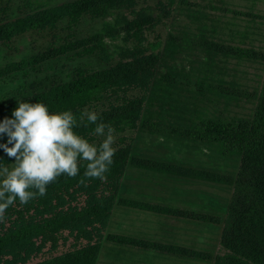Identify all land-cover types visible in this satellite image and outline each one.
Returning <instances> with one entry per match:
<instances>
[{
    "label": "rangeland",
    "instance_id": "obj_1",
    "mask_svg": "<svg viewBox=\"0 0 264 264\" xmlns=\"http://www.w3.org/2000/svg\"><path fill=\"white\" fill-rule=\"evenodd\" d=\"M72 1L0 0V67L27 62L0 78V106L66 82L78 68L118 72L124 83L105 89L83 109L98 114L129 100L140 103L135 125L114 130L113 147L126 149L129 158L147 166L127 163L116 199L211 215L218 222L114 204L103 237L134 236L207 257L117 246L103 238L95 264H224L229 252L220 237L242 154L185 134L203 118L253 120L263 90L264 58L243 56L238 49L264 54V0H132L107 6L100 16L86 14L73 29L66 19L23 32L10 29L19 18ZM135 19L142 23L138 37L129 24ZM82 136L97 143L102 139L93 133ZM101 189L112 192L108 183ZM75 192L64 199L81 207L87 196ZM10 220L4 212L0 231ZM82 244L68 231L38 238L24 264Z\"/></svg>",
    "mask_w": 264,
    "mask_h": 264
},
{
    "label": "trees",
    "instance_id": "obj_2",
    "mask_svg": "<svg viewBox=\"0 0 264 264\" xmlns=\"http://www.w3.org/2000/svg\"><path fill=\"white\" fill-rule=\"evenodd\" d=\"M131 1L74 0L19 18L10 29L12 33L23 32L33 27L53 25L61 19H66L68 29H73L86 14L100 16L107 6L119 2L129 4ZM129 24L134 37H138L141 21L135 19ZM63 51L66 50H62L61 53H65ZM238 51L246 57L264 58L263 53L254 50L238 49ZM26 63L25 60H21L0 67V78L21 70ZM121 78L122 76L114 70L88 72L78 68L70 80L35 92L22 100L42 101L48 105L50 111L70 109L76 117L74 131L80 135H89L93 133L95 124L88 122L86 118H80L82 110L105 89L124 83L120 81ZM14 107L15 101L1 105L0 118L10 116ZM139 109L138 100H129L98 113V121L111 126L113 130L131 128L138 119ZM185 135L200 141L215 142L226 152H241V168L235 181L233 197L227 209L220 237L222 247L229 254L221 262L264 264V84L253 120L203 118ZM0 142H6L4 134H0ZM0 159L10 164L14 157L8 156L3 149H0ZM128 162L147 166V162L129 158L126 149H116L112 164L103 179L85 177L83 172L86 162L78 161L79 171L76 175L68 176L62 173L46 185L43 195L37 194L24 204H20L18 200L14 201L4 210L6 215L12 216V220L7 228L0 231V264H24V260L34 252L38 238H51L63 231H68L79 243L84 240V244L74 246L69 251L37 264H95L103 238L116 245L205 259L207 256L200 252L170 244L121 234H107L103 237V230L114 204L163 215L218 222V219L211 215L195 214L128 198L116 199L117 181ZM104 183L110 184L112 192L107 193V190L101 189ZM73 190H76L74 194L84 193L87 196L85 204L81 207L72 206L64 199V196L67 198L68 193Z\"/></svg>",
    "mask_w": 264,
    "mask_h": 264
},
{
    "label": "clouds",
    "instance_id": "obj_3",
    "mask_svg": "<svg viewBox=\"0 0 264 264\" xmlns=\"http://www.w3.org/2000/svg\"><path fill=\"white\" fill-rule=\"evenodd\" d=\"M80 118L95 124L93 134L102 137L98 143L74 131L76 117L70 109L50 111L42 101L15 98L10 116L0 118V134L6 136L0 149L14 157L11 166L0 159V219L14 201L24 204L43 195L58 175H76L78 161L86 162L85 177L104 178L115 152L114 130L98 121L94 110H82Z\"/></svg>",
    "mask_w": 264,
    "mask_h": 264
},
{
    "label": "crops",
    "instance_id": "obj_4",
    "mask_svg": "<svg viewBox=\"0 0 264 264\" xmlns=\"http://www.w3.org/2000/svg\"><path fill=\"white\" fill-rule=\"evenodd\" d=\"M132 237H134V236H132ZM134 238H138V237H134ZM139 239H141V238H139ZM108 242V241H107ZM109 243H111V242H109ZM112 244H114V243H112ZM117 246H119V245H117ZM132 248V247H131ZM138 249V248H137ZM140 250H143V249H140Z\"/></svg>",
    "mask_w": 264,
    "mask_h": 264
}]
</instances>
